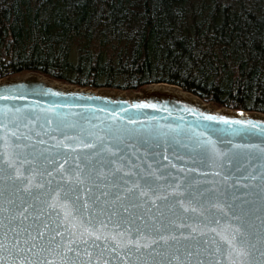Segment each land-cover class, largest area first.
I'll return each mask as SVG.
<instances>
[{"label":"water","instance_id":"1","mask_svg":"<svg viewBox=\"0 0 264 264\" xmlns=\"http://www.w3.org/2000/svg\"><path fill=\"white\" fill-rule=\"evenodd\" d=\"M25 75L0 81V264H264V114Z\"/></svg>","mask_w":264,"mask_h":264},{"label":"trees","instance_id":"2","mask_svg":"<svg viewBox=\"0 0 264 264\" xmlns=\"http://www.w3.org/2000/svg\"><path fill=\"white\" fill-rule=\"evenodd\" d=\"M27 73L264 114V0H0V81Z\"/></svg>","mask_w":264,"mask_h":264},{"label":"bare ground","instance_id":"3","mask_svg":"<svg viewBox=\"0 0 264 264\" xmlns=\"http://www.w3.org/2000/svg\"><path fill=\"white\" fill-rule=\"evenodd\" d=\"M156 91L166 92L168 94L177 95V96H181L182 95L177 89H174V88H171V87H168V86H150V87L142 90V92H140L139 95L140 96H142V95L144 96V95H148V94H151L153 92H156ZM192 101L195 102L194 100H192Z\"/></svg>","mask_w":264,"mask_h":264},{"label":"rangeland","instance_id":"4","mask_svg":"<svg viewBox=\"0 0 264 264\" xmlns=\"http://www.w3.org/2000/svg\"><path fill=\"white\" fill-rule=\"evenodd\" d=\"M20 77H24L26 76L25 74L23 75H19ZM15 77H18V76H15ZM55 81V80H54ZM57 82V81H56ZM60 83V82H59ZM64 84V83H63ZM67 85V84H65ZM71 86V85H70ZM92 90V89H91ZM94 90V89H93ZM95 91H101V92H104V93H114V94H126V93H140L141 91L139 92H121V91H117V90H109V89H101V90H95Z\"/></svg>","mask_w":264,"mask_h":264},{"label":"snow or ice","instance_id":"5","mask_svg":"<svg viewBox=\"0 0 264 264\" xmlns=\"http://www.w3.org/2000/svg\"><path fill=\"white\" fill-rule=\"evenodd\" d=\"M209 119H212V117H209Z\"/></svg>","mask_w":264,"mask_h":264}]
</instances>
